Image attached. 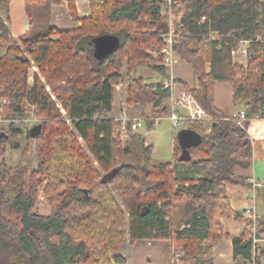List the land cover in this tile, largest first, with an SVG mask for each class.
Instances as JSON below:
<instances>
[{"label": "trees", "instance_id": "obj_1", "mask_svg": "<svg viewBox=\"0 0 264 264\" xmlns=\"http://www.w3.org/2000/svg\"><path fill=\"white\" fill-rule=\"evenodd\" d=\"M67 1L78 26L32 34L30 14L29 31L16 37L9 27L11 0H0V99L8 100L0 104V117H22L32 109L42 118L27 129L28 138L37 141L38 169L26 178L25 168L0 160V264H127L116 252L128 239L132 245L170 240L172 264H214V247L227 238L233 241L234 264H249L254 237H264V217L254 224L247 212L235 211L226 186L250 184L237 169L252 166L248 127L251 120L264 119V0H177L173 6L172 24L183 27L174 49L198 80L195 87H184L212 120L209 132L187 147V157L177 142L173 161L158 166L152 163L153 146L143 134L132 133V121L129 140L121 145L115 130L122 122L111 113L123 78L127 102L153 110L146 119L149 131L155 117L170 113V93L161 80L136 75L150 60L147 49L169 30L164 0H89L90 14L83 18L75 0ZM105 34L120 43L98 59L94 39ZM241 41H248L246 67L232 56ZM30 58L45 82L35 73L28 83ZM153 68L167 73L162 65ZM217 82L231 84L233 102L243 104L241 125L217 107ZM52 95L76 133L60 118ZM10 126L0 132V157L6 144L18 146L23 133L14 122ZM40 191L49 213L37 210ZM222 217L250 227L232 237ZM255 261L260 264L259 252Z\"/></svg>", "mask_w": 264, "mask_h": 264}, {"label": "rangeland", "instance_id": "obj_2", "mask_svg": "<svg viewBox=\"0 0 264 264\" xmlns=\"http://www.w3.org/2000/svg\"><path fill=\"white\" fill-rule=\"evenodd\" d=\"M29 1L31 4L30 14L32 17V23H33V29L31 30V33L33 34H39L42 32H45L52 24L50 23L49 19V13L46 9V6H39L37 1ZM34 5V6H33ZM178 5V4H177ZM39 6V10H36V7ZM172 22V21H171ZM170 24V21H169ZM78 26V25H77ZM212 39H217L218 34L212 33L211 36ZM157 47L158 44L155 46H152L147 49V54L150 56V60L146 61L142 66H140L136 72L137 76H143L147 81L149 82H156L161 79L162 75H160L155 69L153 68L155 65H160L161 61L158 58L157 54ZM177 62L173 67V70H175V75H177L179 79L176 78V80L179 82L183 81L187 85V82L189 85L193 86L197 82V76L193 69L186 63V61L181 57L177 56ZM234 61L238 64L247 66V57H244L242 54L237 55L236 58H233ZM184 63V64H183ZM185 63L188 65H185ZM30 68H29V75H28V83L32 84L34 74L37 73L38 76L41 78L43 82H45V79L43 75L41 74L38 65L30 58ZM183 65V68L181 69V66ZM210 65L209 63L206 64L207 71L209 70ZM122 72L125 73V69H122ZM174 72V71H173ZM175 77V76H174ZM179 82V83H180ZM117 86L119 88H117ZM115 87V90L120 94L117 95V107L116 112L114 116H118L119 112L122 111L123 105L126 107L128 102L126 101V97L124 94L127 93L128 88V79L123 78L122 81L119 82V84ZM49 89V87H48ZM122 96V97H121ZM53 99L56 101V105L60 110L61 113V119L66 122V124L71 128L73 132L76 133L68 115L64 107H62V104L56 99L54 95H52ZM223 112L226 115L232 114L235 110H240L242 108V103H234L231 94L228 91L226 95L223 96ZM124 103V104H123ZM0 104H5L2 102V99H0ZM33 110L30 109V112L22 117H0L2 120H10L18 119L14 122L16 127H19L23 129V133L20 134V136L17 138V144L18 146L14 147L11 144H6L4 146L5 154L0 157V160L5 162L8 166L15 169L17 167H23L25 168L26 175L25 177L28 178L31 174V172L35 171L39 167V155L37 151V141L35 139H29L27 136V129L28 127H31L35 124H37L39 121H42V118H39L36 116V118L33 117V114L36 112H32ZM142 111V110H141ZM135 116L130 117L133 120L135 118H141L142 112ZM113 115V114H112ZM166 116V115H165ZM164 117V115H163ZM25 119V121H24ZM119 120V119H116ZM11 122H0V132L2 131H9ZM173 122L167 118L164 117L160 120V122L154 126L152 130H148V124L146 121L143 122V126L139 129H133L132 133L136 134H143L146 138V141L148 144L153 146V151L151 154L152 163L154 165H159L161 163H166L169 161H172L174 158V143L175 139L174 136H177L178 133L175 132L173 129ZM203 133H208L209 129L211 127V122L207 123L204 122L202 125ZM120 130V127H118L115 130V136H118L121 141V145L125 146L127 144V141L129 140V134H127V137L124 133H122ZM178 132V131H177ZM78 136V135H77ZM79 137V136H78ZM79 141L82 143V145L85 147L86 151L90 155V157L94 160L95 165H98L92 154L89 153L87 150L86 144L84 140L79 137ZM174 142V143H173ZM143 172L140 171L139 174L142 176ZM37 210L41 213H49L50 212V206L45 198L42 191L39 192V198H38V204H37ZM173 249L174 244L170 240H138L135 244H130L129 239L118 248L116 253H119L121 255H124L127 260V264H172L173 259ZM180 249V248H178ZM182 253V252H181Z\"/></svg>", "mask_w": 264, "mask_h": 264}, {"label": "crops", "instance_id": "obj_3", "mask_svg": "<svg viewBox=\"0 0 264 264\" xmlns=\"http://www.w3.org/2000/svg\"><path fill=\"white\" fill-rule=\"evenodd\" d=\"M29 1L30 0H11L9 10V27L13 35L16 37L29 31V11L31 9ZM34 1H37L39 6H46L49 13L50 23L52 24L51 26H56L60 29H68L79 25V22H75L71 17L67 0H33L32 3ZM75 2L81 18L90 14L89 0H75ZM39 6L36 7V10H39ZM185 65L187 64L185 63ZM182 68L183 65L181 66V69ZM173 71L175 78L180 80V78L175 75V70ZM180 83L185 86V82L181 81ZM197 84L198 80L193 86L189 85L187 82L188 87H195ZM119 87L117 86V88ZM116 90L114 92V103L111 116L119 120H122L124 117L132 119L130 117L137 116L141 111L140 105L129 103L126 107L123 105V110L119 112L117 117L114 116L117 107V95L119 94ZM228 91L230 92L232 98L233 87L231 84L228 82L216 83V105L222 111L224 109L222 102L223 96L226 95ZM124 95L127 101L128 94ZM242 108L237 111L235 110L228 116L238 114ZM172 127L175 132L178 133L177 136H174V139H176L175 143L173 142V147L175 148V145L178 142V144L183 148V156L187 157L188 153L186 149L188 146L199 141L200 134L203 133L202 127L198 126V123L192 122L184 125L180 130L175 129L174 126ZM248 133L252 140L253 164L248 170L237 169V173L248 175L250 177V180L248 181L250 184H228L226 186V196L230 199L233 209L238 213H245L248 210H253L256 217L262 218L264 217V119L251 120L248 127ZM146 144L150 145L147 141ZM252 181L261 183V186L258 187L255 192L253 191ZM221 223L223 224L225 231L232 237L242 235L250 227L247 222L236 221L228 217H222ZM257 246L259 248L258 252L260 254V264H264V237L259 239ZM213 260L214 264H234V245L231 238L221 240L215 245L213 250Z\"/></svg>", "mask_w": 264, "mask_h": 264}, {"label": "built area", "instance_id": "obj_4", "mask_svg": "<svg viewBox=\"0 0 264 264\" xmlns=\"http://www.w3.org/2000/svg\"><path fill=\"white\" fill-rule=\"evenodd\" d=\"M177 0H164V14H167L170 21V27L169 30L165 33H162L160 35L161 37V43L158 44L157 47V54L158 58L161 61V64L166 69V74L162 75L161 82L163 84L164 89H168L170 93V113L168 115H164V117L169 118L175 127V129L180 130L184 125L191 123V122H211L212 117L208 115L206 110L202 107V105L198 102V100L195 98V96L188 91L181 83H179L176 78L173 75V67L177 62V56L174 49L175 42L178 39V35L176 33L178 30H182V26L174 27L172 24L173 19V6L177 5ZM205 20V17L202 18V21ZM243 55L244 57H247L248 55V41H241L239 46L232 51L233 58H236L237 55ZM7 98L2 99L3 103H7ZM152 108L151 106L147 108L145 111L142 112L141 118H135L133 120H130L128 117H124L121 122L122 125L120 126V130L122 133L125 134L127 137L128 129H129V122L132 121L131 128L132 129H138L143 126V122L146 121V119H152ZM35 112V111H33ZM234 116H237V123L242 124V122L246 119V112L244 110H241L238 114H235ZM33 117L36 118V114H33ZM163 116H158L154 118V123L157 125ZM37 119V118H36ZM18 119L10 120H2L0 119V122H15ZM25 121V119H24ZM38 121V119H37ZM253 183V191L255 192L258 187L261 186V183L252 181ZM248 215H250L251 219L253 220V223H256L257 217L254 215L253 210L247 211ZM253 224V226H254ZM260 238L254 237L253 243H254V259L253 261L249 262V264H256L255 257L258 253L259 249L257 247V243Z\"/></svg>", "mask_w": 264, "mask_h": 264}, {"label": "water", "instance_id": "obj_5", "mask_svg": "<svg viewBox=\"0 0 264 264\" xmlns=\"http://www.w3.org/2000/svg\"><path fill=\"white\" fill-rule=\"evenodd\" d=\"M120 40L114 35H101L94 39L95 51L94 54L98 59H103L111 55L119 46ZM37 127L32 129V133Z\"/></svg>", "mask_w": 264, "mask_h": 264}]
</instances>
